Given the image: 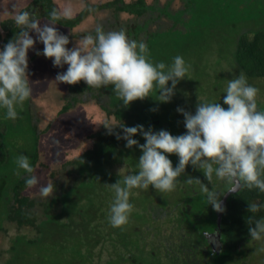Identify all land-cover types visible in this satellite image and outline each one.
Segmentation results:
<instances>
[{"label":"trees","instance_id":"trees-1","mask_svg":"<svg viewBox=\"0 0 264 264\" xmlns=\"http://www.w3.org/2000/svg\"><path fill=\"white\" fill-rule=\"evenodd\" d=\"M174 1L167 0L160 6L159 0H154L153 3L146 0H132L128 3L124 0H112L99 6L87 5L74 18L61 16L52 0H32V6L41 13L33 12L37 19H45L47 22L55 23L57 27L70 30L79 26L87 15L105 10L110 16L98 23L91 32H82L81 35L95 37V30L101 26L105 32L126 30L130 40L146 43L152 63L164 62L168 66H171L176 56L187 60L199 55L203 61L204 53L215 51L219 57L227 55L232 58L234 75L238 76L243 72L248 82L264 80V0H178V7L172 9ZM53 9L59 15L55 21H51L50 16ZM118 14L133 20L122 24ZM152 24L156 25L154 29L149 28ZM20 30L14 18L0 22V50L10 39L18 35ZM141 34H144V38H140ZM152 37L156 41H153ZM206 43L207 46H204ZM197 64L191 65L190 69L198 67L203 70L204 67ZM193 78L190 82L195 85H199V79H204L201 76ZM186 80L187 77L178 83L175 95L168 103L173 106L180 105L179 108H182L177 98L179 95L177 90L181 86L179 84L183 83L184 86L188 84ZM82 85L85 86L86 95L82 94ZM168 86L171 87V82ZM66 90L75 96L69 98L71 104L69 107L79 103L81 98L89 96V99L95 100L99 110L105 113L107 118L114 119L117 128L114 127L113 134H109L104 126L95 132L91 137L94 138L92 148L67 161L65 180L60 182L59 177H52L50 174L49 183L53 185L55 192L53 196L50 194L49 197H44L40 194L38 186L34 187L37 188V193L28 194L31 189L25 184V177L28 174L17 166L18 152L12 154L10 150L15 147L10 146L14 142L10 139L13 134L15 135V131H8L14 130L19 123L26 126L24 133L21 132L20 154L29 157V162L35 169L33 174L36 175L39 168H45L38 162L37 122L31 119L29 121L23 116L24 123L17 120L15 124L8 123L9 126L0 125V233L6 229L12 231L7 239V247L0 253V257L2 256L0 264H97L95 259H100L101 249L109 246L114 249L109 260L120 259L123 262L119 264H155V253L146 250L151 244L148 239L152 235L144 238L142 228L127 229L124 225L119 229L110 224L108 214L110 215V206L115 195L110 184L117 180L122 181L125 175L136 174L139 171L138 160L142 155L139 147L127 148L124 139L116 138L117 133L121 136L123 133L118 125L124 124L128 127L142 125L145 130L152 127L155 131L159 124L158 118L161 116L159 113L165 110L164 105L167 103L160 101L159 89H154L150 93L151 96L144 100L132 102L127 108L123 107V102L112 85L98 89L88 88L87 84L81 81L75 85L67 84ZM27 101L29 107L30 98ZM190 101L195 104L196 97ZM28 114L30 115V109ZM176 115L182 114L177 112ZM133 138L140 144L145 143L139 133ZM171 156L173 154L168 156L170 160ZM178 158L176 161L171 160L175 166L179 163ZM17 172L20 173L19 176ZM200 173L201 175L192 172L182 174L180 180H185V186H189L192 185L186 183L189 177H198L203 179L208 187L220 180L213 174L209 183L204 173ZM195 184L197 183H193ZM181 186L178 178L175 189L179 190L183 201ZM136 190L138 189L132 190L129 201L134 205L133 210L139 209L136 203L138 201ZM198 190L193 192L192 200L197 199L194 209L200 208L199 214L193 208H190L191 211L185 210L187 204L180 201L176 205L168 204L170 211L164 215L173 219L170 223L178 220L179 226L182 223L189 225L188 229L193 239L186 238L188 241L186 245L189 243V247L185 252L192 254L203 250L206 242L199 246L194 242V238H202L204 232L218 231L221 236V253L210 256L207 251L205 255L211 259L205 264H253L256 257L252 255L254 251L249 246L250 240L253 239L248 229L254 227L255 220L264 218V207L254 214L248 212V207L251 204L264 205V192L242 186L230 194L223 207L225 210L221 212L220 227L217 228L216 211L208 204L207 194L202 189ZM154 201L147 204L148 210L147 208L143 210L142 207H140L142 211L139 210L143 213L157 211L158 206ZM144 231L151 234L146 229ZM181 242L185 244L183 240ZM133 243L142 248L135 247L134 250V246L131 245ZM69 252L72 257L69 256ZM140 255L146 259L142 260L143 257H139ZM103 264H109V261Z\"/></svg>","mask_w":264,"mask_h":264},{"label":"clouds","instance_id":"clouds-1","mask_svg":"<svg viewBox=\"0 0 264 264\" xmlns=\"http://www.w3.org/2000/svg\"><path fill=\"white\" fill-rule=\"evenodd\" d=\"M50 16L51 21L59 18L55 9ZM14 20L21 30L0 50V107L7 110L8 119L17 118L16 107L22 106L32 94L28 72V51L36 43L30 35L32 32L44 45L42 55L52 59L54 67L68 66L65 72L56 75L55 81L69 85L84 81L88 88L97 89L112 85L125 108L136 100L150 97L154 89H159L161 102H169L178 83L190 70V65H186L181 56H176L171 66L164 62L152 63L147 45L130 40L124 30L105 32L102 26L98 27L95 37L86 36L70 49L67 47L69 37L62 34L55 23L42 24L27 10L17 12ZM258 93L259 90L240 72L228 82L223 97L227 108L219 102L200 101L194 114L177 108L184 116L185 134L173 136L163 129L157 132L152 128L145 130L142 125H118L123 136L117 133L116 138L124 139L127 148L139 147L142 155L136 174L125 175L122 181L110 184L115 194L110 206V224L120 228L129 222L134 209L129 202L133 189L148 190L151 186L159 192L174 191L178 178L185 174L188 165L201 170L209 183L213 174L227 179L232 184L228 192H236L242 186L264 192V110L258 109ZM104 127L113 134L116 126L105 124ZM138 133L143 136L144 144L133 139ZM171 154L179 157L175 167L168 158ZM16 163L28 174L25 177L27 187L39 185L42 196H53V185L40 184L28 156L19 155ZM193 181L201 185L208 204L215 211L225 210L221 206V194L210 191L198 178L189 177L187 183ZM261 207L264 205L251 204L248 212L257 213ZM248 233L253 240L264 237V218L255 220Z\"/></svg>","mask_w":264,"mask_h":264},{"label":"rangeland","instance_id":"rangeland-1","mask_svg":"<svg viewBox=\"0 0 264 264\" xmlns=\"http://www.w3.org/2000/svg\"><path fill=\"white\" fill-rule=\"evenodd\" d=\"M110 1L112 0H52L59 14L65 18H74L78 16V14H80V12L85 9L87 5L99 6ZM124 1L128 3L132 0ZM146 1L153 3L154 0ZM166 1L167 0H159L160 6L164 5ZM178 5V0H175L171 8L176 9ZM25 10L29 11L30 13L35 12L41 14L36 7L32 6V0H0V22L8 18H14L17 12H22ZM65 12L68 14L65 15ZM109 16L110 13L106 12L105 10H101L95 14L87 15L83 22H81L79 26L72 30L57 26L56 28L62 34L69 37L70 43L67 45V47L71 49L76 45V43L79 44L82 41V38H84V36L81 35L82 32H91L98 26V23L107 19ZM118 18L122 24L133 20L129 19V17H124V15L121 14H118ZM40 21L42 24L47 22L45 19ZM154 27H156L155 24L149 26L150 29H154ZM124 31L127 32L126 30ZM30 35H32L33 39L36 40L34 48H31L28 51V72L30 86L32 88V94L29 97L30 106L28 107L27 100L22 104V106L18 105V107H16L18 115L15 120L6 118L5 110L0 107V125H2L1 127H5L6 125L9 126L8 123L13 124L17 120H22L24 123V117L28 118L27 120L29 121L30 119L31 121H36L37 131L39 134L38 162H40L45 167L44 169L39 168L36 176L39 178L40 184L49 183L51 180L50 174L53 175L52 177H59L61 182L62 180H65L64 178H66L67 161H71L77 155L89 148H92L94 145V138H90L91 134L96 132L97 128L100 130V128H102V126L105 124H111L110 126H115L116 122L113 118H107L106 114L99 110L95 100L89 99V96L81 98V101L74 107H69L71 105L69 103V98H73L75 96L71 95L70 92H67L66 83H58L55 81L56 75L58 73L65 72L68 66L64 65L63 68L54 67L52 59L46 58L42 55L44 48L42 42L36 39V34L34 32L30 33ZM143 35L144 34H141L140 38H144ZM152 40L156 41L154 37H152ZM193 45V48H195L194 43ZM204 46H207V43ZM37 52H40L41 54L37 55ZM184 61L186 65H190V68L191 65L198 63L197 65H200L205 69L203 68V70H201L198 67H196V69L193 68V70L190 69L186 76L188 80L186 81L188 84H186V86H184L183 83L179 84L181 86L177 90L179 92L177 98L179 99L182 108L194 114L196 105L199 101L206 103L219 102L223 107L227 108L228 106L223 104V97L226 95V88L229 80L236 76L233 74L234 64L232 58L227 55L226 57H219L217 52L214 51L211 53H204L203 61H201L199 55L198 57L194 56ZM193 71L195 73H193ZM203 72L204 74H202ZM193 76L196 78L197 76H201L204 79L198 78L200 83L199 85H195L190 82V79H192ZM204 80H208L209 82ZM202 83H205V85ZM248 83L259 90L257 96V105L259 110H264V80H251ZM84 87L85 86L82 85V89H80L83 91L82 94L86 95ZM195 97L196 101L194 102L195 104H193L190 99L192 100ZM166 103L167 104L164 105V107H166L165 110H162L159 113L161 116L158 118L159 124L155 131L158 132L162 129L167 130L173 136L185 134L187 130L184 126V116L176 115L178 112L176 109L180 105L174 104L173 106L171 103ZM66 104H68L67 109L64 108L66 107ZM29 109L31 116L28 114ZM25 127V125L21 126V123H19L16 128L14 127V130H8L10 132L15 131V135L13 134V137L10 139L14 141L10 146L13 145L15 147L10 150L12 154L18 152L16 156L21 155L20 137L21 132L24 133L23 130H25ZM31 127L32 125L30 128ZM177 158L178 156L175 154L171 156L172 161H176ZM173 166L175 167L174 163ZM189 166L191 165L186 167L185 175L191 172L201 175V170L195 169L193 167L189 168ZM181 177L182 175L179 177V182L182 185L180 187V191L183 189V201H181L182 195L177 189L171 192H159L150 186L148 190H143L142 192L140 189L136 190V192H138V201L136 203L138 204L139 209L142 207L143 210L146 208L148 210L147 204H150L153 200H155L154 202L157 204L159 210L143 213L141 212L142 209L141 211L139 209H135L131 212L129 222L125 226L127 229L135 227L142 228V236L144 238H148V235H152L148 239V241H150L149 243L151 244L146 250L149 253H155V264H184L186 261L192 263L191 257L189 256L190 254H185V257L183 256V252L186 251L187 247H189V243L186 245V242H188L186 238L189 240L193 239V235L188 233L189 225L187 226L186 223H182L181 226L178 224L175 225L173 224L174 222L170 223V221L173 220H171V217L164 216L170 211L168 209V204L170 203L172 205H176L177 202L181 201L184 204H187L190 208L194 209V203L197 201V199L192 200L194 197L192 194L193 192H196L195 190H198L197 187L201 189V185L198 183L193 185V183H195V181H193L192 185L190 184L189 186H185V180H180ZM191 178L197 179L198 177ZM201 182L204 183L203 179ZM217 185V182L210 184L209 190L211 191L213 188L215 189ZM37 188L39 189V185ZM37 188H31L28 191V194L33 195L34 193H37ZM200 189L198 191H200ZM194 211L199 214L201 209L197 208L194 209ZM108 216L110 215L108 214ZM177 221L178 220H175L176 223ZM185 221L187 222V220ZM122 228L123 226L119 229ZM144 229L150 231L151 234L144 231ZM164 231H167L168 234H165L163 237H159V233ZM11 232L12 231L10 229H6L4 232L0 233V253H3L2 250L7 247V239ZM175 236H177L180 241L183 240L185 244L173 245V242H178L176 241L177 239ZM137 240H139V238H137ZM200 240V237H198L196 241L194 240V242L198 243ZM131 245L134 246V250L135 247L139 248L138 244L136 245V243ZM179 245L181 246L182 250H180ZM249 246L252 247L251 249L254 251L252 252V255L254 258L256 257L253 264H264V237H262L260 240H250ZM113 251L114 249H112V246L106 247L104 249L102 248L100 259H95V263L103 264L106 261H109V264H119L123 262L120 259L109 260L111 255L113 256ZM70 255H72L71 252H69V256ZM139 257H143L142 260L146 259L145 256L142 255ZM0 259H2V256ZM194 264L201 263L196 261Z\"/></svg>","mask_w":264,"mask_h":264},{"label":"flooded vegetation","instance_id":"flooded-vegetation-1","mask_svg":"<svg viewBox=\"0 0 264 264\" xmlns=\"http://www.w3.org/2000/svg\"><path fill=\"white\" fill-rule=\"evenodd\" d=\"M232 187V184L227 180V179H220L218 180V185L215 187V189H213L214 191H216L217 193L221 194L222 198H221V202L222 199L224 197V195L230 190V188ZM187 211H191L190 207L188 205H186V207L184 208ZM159 210V208L157 209V211ZM153 211V210H152ZM161 212V211H160ZM217 214V211H216ZM161 217V216H158ZM175 225H177V223L175 221H173ZM188 233H190L189 229H188ZM165 234H168L167 231H164L162 233H160V237L165 236ZM191 234V233H190ZM176 237V241L178 242H173V245H178V244H182V242L179 240V238L177 236ZM197 238H194V240L196 241ZM201 240L198 242L197 245H202L203 242H206V247L203 248V250L201 249V251L197 252V253H192L189 256L191 257V262L189 261L185 262L184 264H193L196 261H203V264H205L207 262L208 259H211L210 257L206 256L205 254L207 253V251H209L210 256L215 255V253L220 252L221 253V236L218 233V231L216 232H204L202 235V238H200ZM179 245L180 250H182L181 246ZM198 247V246H197ZM200 249V248H199ZM187 250V249H186ZM185 254H189L188 251L187 252H183V256L185 257ZM199 261V262H200Z\"/></svg>","mask_w":264,"mask_h":264},{"label":"water","instance_id":"water-1","mask_svg":"<svg viewBox=\"0 0 264 264\" xmlns=\"http://www.w3.org/2000/svg\"><path fill=\"white\" fill-rule=\"evenodd\" d=\"M238 190H239V189H238ZM232 193H234V192H227V193L224 195V197H223V199H222V202H221V206H222V208H223L224 205H225V202H226L227 197H228L230 194H232ZM220 221H221V212H217V218H216L217 228L220 227Z\"/></svg>","mask_w":264,"mask_h":264},{"label":"crops","instance_id":"crops-1","mask_svg":"<svg viewBox=\"0 0 264 264\" xmlns=\"http://www.w3.org/2000/svg\"><path fill=\"white\" fill-rule=\"evenodd\" d=\"M77 104H78V103H77ZM77 104H75V105H77ZM75 105H74V106H75ZM72 106H73V105H72ZM74 106H73V107H74ZM98 130H99V129L97 128V129H96V132H97ZM94 133H95V132H93V133L91 134L90 138L94 135Z\"/></svg>","mask_w":264,"mask_h":264}]
</instances>
